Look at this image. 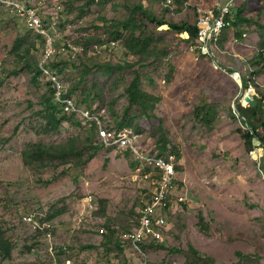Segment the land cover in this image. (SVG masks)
I'll use <instances>...</instances> for the list:
<instances>
[{"label":"rangeland","instance_id":"374dc122","mask_svg":"<svg viewBox=\"0 0 264 264\" xmlns=\"http://www.w3.org/2000/svg\"><path fill=\"white\" fill-rule=\"evenodd\" d=\"M218 1L188 0L171 10L161 0L0 4V225L15 245L11 256L0 255V264H264V159L250 156L243 124L234 117L241 88L231 69L215 66L169 25L157 28L144 16L194 24L199 6L212 8ZM245 3V16L255 22L239 24V41L220 47L217 56L224 65L253 76L264 116V60H255L264 47V17L259 15L263 0H237L238 14ZM137 6L145 12L137 14L139 23L144 19V31L154 38L148 59L128 52L127 32L119 42L111 34V26L129 18ZM28 11L36 13L45 32L33 26ZM36 33L48 39L47 46ZM243 33L248 36L243 38ZM20 38L25 47L38 43L34 54L42 67L53 59L68 65L64 72L50 69L36 84L33 71L21 70L15 49ZM51 38L56 53L46 60ZM106 64L114 72H106ZM54 74L83 105L88 106L83 100L91 97L90 106L97 112L106 110L112 121L128 120L141 130L145 152L158 150L165 135L168 149L180 156L176 186L185 201L177 205L155 245L142 254L131 247L127 234L154 185L136 174L133 155L102 147L85 166L50 168L30 165L24 158V152L38 144L76 138L88 145L98 140L89 125L70 118L59 132H46L42 110L55 89ZM136 80L140 104H131L127 89ZM207 104L216 106L211 119L197 115ZM247 114L252 116L249 110ZM260 133L264 135V129ZM90 195L96 199L95 208L84 202ZM30 213L48 218L51 228L35 230L23 220ZM190 247L214 261L199 260Z\"/></svg>","mask_w":264,"mask_h":264},{"label":"trees","instance_id":"16d2710c","mask_svg":"<svg viewBox=\"0 0 264 264\" xmlns=\"http://www.w3.org/2000/svg\"><path fill=\"white\" fill-rule=\"evenodd\" d=\"M237 0H235L236 3ZM175 6L176 3L179 6H183L188 2V0H174ZM247 7V4H244V8L241 10V14H238L236 11L239 9V6L235 5V10L232 16H230V20L232 21V28L226 29L224 31L223 37L220 41V47L224 48L227 46V43L229 41L233 42V38L237 35L235 34L236 27L241 23L246 24H252L255 22L253 18H249L245 16L244 11ZM167 10H171L170 8H166ZM143 8L141 6L136 7V11L132 12L130 17L123 20L122 22L113 24L111 26V29L113 32L111 33L115 40L118 41L122 39L123 32H127L128 36L125 38V47L128 50L129 53L137 56H143V58L148 59L150 54L153 52V50L150 49V46L154 40V38L150 34H146L144 30L147 29V27L144 24V19L142 20V23H139L138 20V13L143 14ZM145 13V12H144ZM259 15H262L264 17V0H263V6H262V12L259 13ZM146 20L151 23L155 24L157 28L169 25L170 29L175 30L178 34H182L184 32H188L190 35L189 39L183 38L182 41L187 43L188 45L196 44L198 40V29L196 27V23L194 24H173L168 23L165 18L159 19V18H152L149 14H144ZM260 29L264 30V24L260 26ZM36 36L38 39H42L45 41V46H47L48 39L41 35L40 33H36ZM88 40H91L92 37H88ZM38 48V43H33L25 47V41L24 39L20 38L16 40L15 43V49L18 51L20 61L22 62V68L21 70H31L34 72L33 80L36 84H39V78H41L43 75H45V69H53L58 68L59 72H64L65 68L68 66L64 64V66H61L60 63L53 62L52 60L44 62V68L41 66V60L37 58L36 54H34V50ZM217 51H220L217 50ZM216 51V52H217ZM84 53V52H83ZM87 53V52H86ZM218 55V54H217ZM84 55H81L82 57ZM203 56V55H201ZM207 57V56H205ZM213 60L212 57H208ZM255 60L260 61L264 60V47H262L258 53L255 55ZM105 68L107 69L106 72H114L113 66L110 64H106ZM117 68L123 69L121 65H118ZM240 68V66H239ZM231 71V70H230ZM240 71L243 74L244 78V84L247 88L250 83H254L253 76H247L244 75L243 71L240 68ZM257 74L258 70H255L253 74ZM54 84V83H53ZM127 92L130 96V102L131 104H140L139 100V81L136 80L132 83V85L127 89ZM66 96L71 97L75 99L77 102L78 96L75 93L73 89H67ZM256 104L252 105L250 104L247 107H243L239 104V109L243 115V117L246 119L244 121L243 119L239 118L236 113H234V117H237L242 122V128L244 130V135L247 137V140L249 142V148H253V138L257 137L261 143L264 146V135L260 133V128L264 129V116L262 115V101L259 99V97H256ZM91 97L86 98L83 100V103H90L91 104ZM80 103V102H79ZM88 105L91 109H93L94 113L98 115H102V119L105 122V126L108 128V130L113 131L117 135H124L128 132H134V133H140L142 134L141 130L135 129L133 126H131V123L128 122V120H121L118 123L111 120V118L106 113L97 112L96 109H94L92 106ZM92 105V104H91ZM145 107H147L148 104H141ZM247 110L252 112V116L247 114ZM43 114L45 115L47 119V127L46 132H59L61 127L63 126L64 121L70 119H74L77 121V123L81 126H87L85 124V119L81 116L74 115V116H68L63 114L62 110L60 109V106L58 105L56 101V90L52 89L49 96L45 98L44 102V109L42 110ZM216 113V106L213 104H207L203 107H199L198 109V116H202L205 118L211 119L214 117ZM249 125L251 131L246 128V124ZM91 131L97 135L96 141L90 140V144H84V143H78V140L76 138L71 139L67 143L63 144H38L34 147H31L30 149L26 150L24 152V158L26 162L30 165L38 166L41 168H50V167H56V166H62V165H68L73 164L76 166H85L89 164L93 159H95L101 150L102 147H106L103 142L99 140L98 137V127H90ZM169 141L167 140L166 136L163 135L159 141V149L154 150L151 152L152 155L155 156H165L168 152H172L169 149ZM125 152H128L130 155H133L134 160L132 162L134 170L139 165V161L135 157V155L130 151L127 150ZM178 160H180L179 154H176ZM177 169L179 170V167L177 166ZM148 171H151L148 168ZM153 179L155 181V185L158 184L159 175L156 174L153 176ZM157 180V181H156ZM153 196V192H151L150 197L147 200H151ZM137 218L134 221V224L137 223L138 219V213ZM172 218V215L170 216V219ZM46 221H49L47 218ZM42 231V230H41ZM127 231V230H125ZM156 241L151 242H143L141 244L142 251L145 250L147 247L155 245ZM15 249V245L13 241H11L7 234L4 231V228L2 225H0V255L4 257L11 256ZM192 253L199 259L206 262H213L214 259L210 258L206 255H201L198 252H196L192 247H190ZM213 264H216L215 261Z\"/></svg>","mask_w":264,"mask_h":264},{"label":"built area","instance_id":"2783aa9c","mask_svg":"<svg viewBox=\"0 0 264 264\" xmlns=\"http://www.w3.org/2000/svg\"><path fill=\"white\" fill-rule=\"evenodd\" d=\"M59 2L60 0H56ZM165 8L173 9L175 7L174 0H161ZM9 0H0V4H8ZM235 10V0H222L218 1L214 7L204 8L199 6L197 8L198 19L196 21V27L198 29V40L196 44L190 45V49L200 55L212 57L215 66L223 69H231L230 66L224 65V63L217 56V50L220 49V41L223 37L226 29L232 28V21L230 16ZM28 17L33 26L38 30H43V24L40 18L34 11H28ZM45 32V31H42ZM181 36L185 39H189L188 32H184ZM248 35L243 33L242 37L246 38ZM237 37L233 38V42H238ZM51 45L48 49L46 60H49L56 53V48L53 44V38H51ZM116 45L117 42H113ZM73 47V46H71ZM74 48V47H73ZM44 68V63H43ZM232 77L240 87L241 78L243 74L240 70L231 69ZM45 72L50 70L45 69ZM54 85L56 90V101L60 106L63 114L68 116L78 115L85 119V124L90 127H98V137L106 147L127 151L130 150L137 160L139 165L136 167L135 172L143 178L145 181H151L154 185L152 199L146 200L143 205L138 209L137 223L133 229L127 234V240L131 247L142 254L141 244L143 242L158 241L160 230H165L170 225V216L176 213L177 205L185 201L183 195H177V178L179 172L177 169L178 158L172 153L168 152L165 156H155L151 153H147L143 150L141 145L142 135L140 133L128 132L124 135H117L113 131L108 130L105 126V122L102 119V115L94 113L93 109L77 102L75 99L66 96V87L61 83L57 75L54 74ZM244 79V78H243ZM240 80V81H239ZM245 99L251 96V99L259 97L254 85L250 83L246 88ZM241 101L242 106L247 107L250 105V101ZM260 98V97H259ZM106 113V110L103 114ZM237 114V113H236ZM238 116V115H237ZM240 118V117H239ZM246 124V123H245ZM246 128L250 131V127L246 124ZM253 148L249 151L250 156L255 161L264 159V146L261 141L255 137L253 138ZM148 168L151 171H148ZM158 174V184L155 185L153 176ZM157 181V180H156ZM86 205L95 208L96 199L93 195L84 199ZM23 220L31 225L35 230L50 229L51 225L49 221H46L44 217L37 214L30 213L23 216ZM46 227V228H44ZM51 236V233L49 234ZM146 264V260L144 261Z\"/></svg>","mask_w":264,"mask_h":264},{"label":"water","instance_id":"95a60500","mask_svg":"<svg viewBox=\"0 0 264 264\" xmlns=\"http://www.w3.org/2000/svg\"><path fill=\"white\" fill-rule=\"evenodd\" d=\"M240 88H241V92H240V96L238 99H243L246 95V89H245V84H244V79L243 77L241 78V82H240ZM238 99L234 102L233 104V109L235 111V113H237L238 117H240L241 119H243L244 121H246V119L243 117L240 109H239V105H238ZM246 100L250 101V104L255 105L257 100L256 99H251V96H248L246 98Z\"/></svg>","mask_w":264,"mask_h":264},{"label":"bare ground","instance_id":"6f19581e","mask_svg":"<svg viewBox=\"0 0 264 264\" xmlns=\"http://www.w3.org/2000/svg\"><path fill=\"white\" fill-rule=\"evenodd\" d=\"M165 28V27H164ZM167 28V27H166ZM240 81V80H239ZM244 101L246 102V99L244 98Z\"/></svg>","mask_w":264,"mask_h":264},{"label":"crops","instance_id":"0c3cea01","mask_svg":"<svg viewBox=\"0 0 264 264\" xmlns=\"http://www.w3.org/2000/svg\"><path fill=\"white\" fill-rule=\"evenodd\" d=\"M231 69H233V67H231Z\"/></svg>","mask_w":264,"mask_h":264}]
</instances>
